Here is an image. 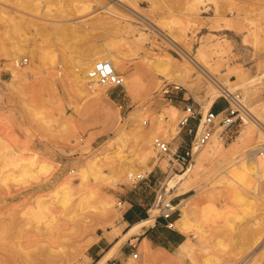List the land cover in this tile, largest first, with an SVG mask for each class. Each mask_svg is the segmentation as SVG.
<instances>
[{
    "label": "rangeland",
    "instance_id": "374dc122",
    "mask_svg": "<svg viewBox=\"0 0 264 264\" xmlns=\"http://www.w3.org/2000/svg\"><path fill=\"white\" fill-rule=\"evenodd\" d=\"M197 1L0 0V264H96L107 252L106 264H232L230 258L245 256L242 263L252 264L264 252L262 235L239 255L246 244L239 235L264 225V169L257 168L264 159V127L253 124L249 110L264 106V0ZM145 15L190 56H201L210 74L243 98L238 100L246 110L231 140L217 134L216 126L219 153H206L210 143L201 148L204 156L185 182L188 191L179 196L165 189L186 168L166 169L171 157L147 155L139 135L148 136L150 145L160 135L172 150L183 148L179 102L157 94L163 82L180 85L179 97L201 113L221 93L167 37L147 28ZM102 52L107 60L124 63L132 77L118 73L123 87L96 88L102 100L92 106L73 70H88ZM23 58L26 65L13 66ZM185 78L188 84L196 81L190 90L180 82ZM227 98L211 108L224 109ZM171 107L177 110L174 118ZM132 165L133 176L152 171L151 182L133 185L126 178ZM79 169L84 177L77 176ZM68 177L80 185L64 205L61 194H52ZM142 191L153 198L144 206L154 215L152 229L127 236L114 248L132 226L124 222L127 203ZM156 194L161 204L171 200L175 220L186 213V234L176 224L167 231L162 222L154 223L161 207ZM182 242L193 250L181 263L174 252Z\"/></svg>",
    "mask_w": 264,
    "mask_h": 264
},
{
    "label": "bare ground",
    "instance_id": "6f19581e",
    "mask_svg": "<svg viewBox=\"0 0 264 264\" xmlns=\"http://www.w3.org/2000/svg\"><path fill=\"white\" fill-rule=\"evenodd\" d=\"M198 1H203V0H198ZM197 1V2H198ZM131 5V4H130ZM109 8V7H108ZM112 10H113V8H112ZM137 10V12L136 11H134V10H132L131 9V11L133 12V13H136V14H139L140 15V13H138V9H136ZM109 11H110V8H109ZM128 12V11H127ZM115 13V12H114ZM133 13H130L131 15L133 14ZM116 14V13H115ZM153 18V17H152ZM145 19H147V24H146V26H148L147 28H149V27H151L152 29L153 28H155V29H157V33L159 34V36H160V34L163 36V38H164V36L165 37H167V42H168V44L172 47V48H174V50H178L181 54H183V55H185V58H186V60H188V63H189V65H191L194 69H196L197 70V72H199L198 74L199 75H202V76H204V77H207V76H209L211 79H210V84L212 85V87L213 88H215L216 90H217V92L218 93H221V94H217V95H213L214 93H215V89L213 90V92L211 93V95H213L211 98H210V100H209V102H208V105H207V107H208V109L207 110H209L210 108H211V105L214 103V101L215 100H217L218 98H220V97H228L227 99H228V103L229 104H231V105H236V104H238V105H241L242 106V108H243V102H242V100H243V98H240L239 97V95H237L234 91L235 90H233V89H227V87H225V86H223L219 81H218V79H216V78H214L211 74H210V72H211V70L208 68V63L206 62V61H204V59L200 56H198V57H192V56H190L187 52H185L184 50L185 49H182V48H180V47H178V43H177V41L174 39V38H171L168 34H166L160 27H158L156 24H154V22H152L151 21V19H148L147 17H146V15H145ZM163 23V22H162ZM168 28V27H167ZM57 31V30H56ZM142 36V35H141ZM165 40H166V38H164ZM183 45V44H182ZM177 47V48H176ZM189 50V49H188ZM104 52H106V54H107V52H110V48L109 47H106L105 48V50H104ZM178 52V53H179ZM183 52V53H182ZM197 52V51H196ZM201 52V51H200ZM180 54V55H181ZM108 55V54H107ZM183 55H181V56H183ZM195 55V54H194ZM202 56H204L203 54H202ZM112 57V56H111ZM109 58V57H108ZM101 59H106L105 58V55L103 54V52H102V54L101 55H98V56H96V57H94L91 61H94V60H101ZM107 60V59H106ZM114 60V59H113ZM112 59H109V60H107V61H111L110 63L112 64V66H113V68H114V70H115V72L118 74H123V75H125V73H126V68H125V64L124 63H122L120 60V62H115V61H113ZM189 69V68H188ZM195 70V71H196ZM17 72V71H16ZM86 73H87V69H86V67L85 66H80L79 68H75L74 70H73V75H74V81L76 82V84H77V86L78 87H81V89L83 90V91H85V93H86V95H85V99H86V103H88V104H91L92 106H94L95 104H97V103H99L100 102V100H102L101 98H99V95L97 96V95H95L94 93H96V92H90L88 89H87V87H86ZM176 73V72H175ZM213 73V72H212ZM217 74V73H216ZM10 75H11V77L13 78L14 77V75L16 76V74H15V71L13 70V69H10ZM195 75V74H194ZM168 75H166V77H167ZM198 75H196V77H197ZM171 77H173V76H171ZM187 77V76H186ZM200 77V76H199ZM193 79V78H192ZM192 79H190V80H192ZM200 79H202V78H200ZM209 79V78H208ZM208 79H206L207 81H208ZM196 80V79H195ZM203 80V79H202ZM178 81V80H177ZM5 82V81H4ZM181 83H183L184 85H186V84H188V79H186L185 78V80L184 81H180ZM195 82L196 81H190V84H188L189 85V87H188V85H186L187 86V88L190 90L191 88H193L192 87V85H195ZM199 82V81H198ZM202 82V81H201ZM8 83H10V81L8 82ZM198 84H200V83H198ZM124 85V84H123ZM247 84H245L243 87H240V88H244L245 86H246ZM210 88V87H209ZM208 88V89H209ZM206 91H208V90H206ZM210 91V90H209ZM93 93V95H91ZM108 96V95H107ZM104 97V96H103ZM108 98V97H107ZM238 98H240V99H242V100H238ZM104 100V99H103ZM90 105V106H91ZM206 107V106H205ZM204 109V108H203ZM206 109V108H205ZM220 110V109H219ZM218 110V111H219ZM249 110H251V112L253 113V118H254V125H257V126H261L262 125V127H264V106H261L258 110H256V109H254V107H249ZM170 111V115L172 116V118H174L175 117V115H176V112H177V110L176 109H174L173 107H171V109L169 110ZM204 111V110H203ZM206 111V110H205ZM245 112H246V110H245ZM202 113H204V112H202ZM248 114V113H247ZM246 114V115H247ZM169 115V114H168ZM249 115V114H248ZM131 120V119H130ZM162 120V119H161ZM170 120V119H169ZM259 124V125H258ZM220 128V127H219ZM220 130V129H219ZM172 132H174V130L172 131ZM216 130H215V132H214V135H213V137L211 138V140L205 145V146H208V144L210 143L211 145L213 144V146H210L208 149H207V151H206V153L207 154H209V155H213V154H215V153H219V150H220V148H219V145H218V143H216L217 142V140L215 141V135H216ZM262 133V132H261ZM217 134H219V133H217ZM262 135H264V134H262ZM145 136L146 135H144V134H142V136L141 135H139V137L141 138V140H142V146H144V145H146L147 147H148V151L146 152L147 153V155L149 154V155H151L152 153H154L155 154V152H154V150L152 151V148H151V145H150V141H149V138H148V136H146L147 138H145ZM244 137V134H241V136H240V138H243ZM211 142H213V143H211ZM205 146H203V147H205ZM202 147V148H203ZM203 151H204V149L202 150L201 148L196 152V154H195V158H194V160H192V161H194V162H192L193 164L189 167V168H186L185 170H184V173L183 174H180V175H176L175 176V179L174 180H170L167 184H169L170 186H168V188H166L165 189V191H170V190H172V189H174L175 187V190L174 191H177V193H176V195H182V194H185V193H187V191H188V188L186 187V183L185 182H187L188 180H189V174H191V172H192V168H194V166L196 165V164H198L199 163V158L201 157V155H203L202 153H203ZM205 152V151H204ZM156 155V154H155ZM204 156V155H203ZM208 156V155H207ZM170 157V156H169ZM204 160V159H203ZM257 160V159H256ZM141 162H143V160L141 161ZM50 165V164H49ZM88 165V167L90 168V167H92V169L93 168H95L94 166H93V161L91 162V161H89V163L87 164ZM136 166H134V165H132L128 170H127V177L126 178H129V177H131L132 175H133V171H134V168H135ZM197 168V167H196ZM257 168L258 169H260V170H262V169H264V159H262V160H259V162H258V164H257ZM96 169V168H95ZM193 171H194V169H193ZM70 173H72V172H70ZM76 174H77V176H79V177H84V175H82V172H81V169H79V170H77V172H76ZM175 174V173H174ZM136 175V174H135ZM72 176V175H71ZM191 176V175H190ZM223 176V175H222ZM221 176V177H222ZM77 178V177H76ZM172 179V178H171ZM229 182V181H228ZM230 183V182H229ZM78 185H80V184H78ZM78 185L75 183V180H74V177H68V178H66L65 179V181L64 182H62L61 184H59L58 185V187H56L55 188V191L53 192V194L52 195H54V197L57 195V194H61V196H63V198L61 199L63 202H61V203H63L64 205H69L70 204V202L69 203H67V204H65L66 202H68V201H71V199L73 198L74 199V196L76 195V191H77V187H78ZM243 186H245V185H243ZM246 187V186H245ZM234 188V187H233ZM235 189V188H234ZM239 190V189H238ZM244 191V190H243ZM81 192V191H80ZM239 192V191H238ZM234 194V193H233ZM237 195V194H236ZM233 197H235L234 195H233ZM240 197V196H239ZM80 201V200H79ZM59 204V203H58ZM108 204V203H107ZM36 205L38 206V207H42L43 206V204H42V201L39 199H37V201H36ZM77 206V205H76ZM104 206H106V205H104ZM103 206V207H104ZM102 206H101V211H102V208H103ZM106 208H107V206H106ZM108 209H110V207H108ZM46 211V210H45ZM152 211V210H151ZM208 213V212H207ZM149 219L147 220H144V221H141V222H138V223H136V224H134V225H132L130 228H129V230L127 231V233H126V235H124L123 237H124V239L123 240H121L120 239V241L118 242H116V244L114 245V248H117L118 249V247L125 241V239H126V237L127 236H131V235H139V234H142L143 233V231H145L146 229H148L151 225H152V222H153V217H154V215L153 214H151L150 215V212H149ZM186 221H187V215H186V213H184L183 215H182V217L181 218H179V219H177V220H175V224L177 225V227L180 229V230H182L183 232H184V228L182 227V225H184L185 223H186ZM207 221H208V219H207ZM201 222V221H200ZM206 222V221H205ZM202 223H203V221H202ZM208 223V222H207ZM256 224V223H255ZM260 223H257L256 224V227L254 228V227H252V229L251 230H247L246 232H242L241 233V235H239V238H241V239H244V241H242V243H244V242H246V244L244 245V251H241V252H239V255H244V253L250 248V245H254L257 241H259V239L262 237V235H264V225H259ZM250 225H251V223H250ZM201 226H202V224H201ZM252 226H253V224H252ZM255 226V225H254ZM246 227V226H245ZM184 229V230H183ZM196 230V229H195ZM194 230V231H195ZM200 230H201V227H200ZM243 230V229H242ZM186 231V230H185ZM201 232V231H200ZM185 233V232H184ZM196 232H194V234H195ZM186 234V233H185ZM197 235V234H196ZM195 235V236H196ZM198 236V235H197ZM196 236V237H197ZM221 236V235H220ZM201 238L202 239V237H203V235L201 234L200 236H198V238ZM186 241V240H185ZM188 241V240H187ZM200 241V240H199ZM189 242V241H188ZM260 242V241H259ZM238 243H239V241H238ZM240 244V243H239ZM238 244V245H239ZM240 246V245H239ZM242 247V246H241ZM241 249V248H240ZM240 249H239V251H240ZM192 250L193 249H191V246H190V244H188L187 242H182L181 244H179L178 246H177V249L175 250V252H174V256L182 263L183 261H185V258H188V257H190L191 255H192ZM111 252V251H110ZM116 252V251H115ZM114 252V253H115ZM109 252H107L102 258H101V260H99L96 264H106L107 263V261L109 260ZM230 254V253H229ZM235 255H237V254H235ZM153 256V255H152ZM154 257V256H153ZM248 257V256H247ZM156 258V257H155ZM245 258H246V256L245 257H243V259L242 260H240V261H237L235 258H230V261H228V263H234V264H241L244 260H245ZM157 259V258H156ZM251 259V258H250ZM161 260V259H160ZM222 261H224V260H222ZM249 262V261H248ZM250 263H252V264H264V252H262L261 254H260V256L257 258V259H255L254 258V260H252ZM222 264V263H221ZM243 264V263H242Z\"/></svg>",
    "mask_w": 264,
    "mask_h": 264
},
{
    "label": "built area",
    "instance_id": "2783aa9c",
    "mask_svg": "<svg viewBox=\"0 0 264 264\" xmlns=\"http://www.w3.org/2000/svg\"><path fill=\"white\" fill-rule=\"evenodd\" d=\"M26 63L27 59L25 58L21 60L17 59L14 60L13 66L21 67L26 65ZM123 84L124 77L117 74L112 64L107 60L95 61L87 70L86 87L90 92H95L96 88H107L108 90H112L123 87ZM182 91L183 89L180 85L167 82H163L157 91V94L164 100L168 102H179L177 130L178 134L182 135L186 140L182 139L183 148L179 151V148L172 150L169 143L160 135L153 136L151 139V146L155 154L159 157H171L168 160V164L165 166L166 169H170L175 164L182 168H187L192 162L194 154L211 140L216 126L221 128L219 134L225 141L231 140L234 135L233 127L239 119V114L245 113L241 105H231L228 102L227 107L224 109L215 111L210 108L205 113H201L195 108L193 102L184 99L183 96L179 97ZM119 108H121V106ZM147 122V120H143L142 124L146 125ZM151 173L152 171L145 175H132L129 177V180L133 185H136L146 180ZM161 201H163L162 196L158 197L156 194L154 202L157 203V206H159V204L161 205L159 216L168 221L166 223L167 229L174 230L175 220H172L171 217L175 214L176 209L172 206L171 200L164 204H161ZM132 257L135 259L137 255L133 254Z\"/></svg>",
    "mask_w": 264,
    "mask_h": 264
},
{
    "label": "crops",
    "instance_id": "0c3cea01",
    "mask_svg": "<svg viewBox=\"0 0 264 264\" xmlns=\"http://www.w3.org/2000/svg\"><path fill=\"white\" fill-rule=\"evenodd\" d=\"M127 77H132V73L131 74H125ZM108 97V99H109V96H107ZM224 99V98H223ZM225 100V99H224ZM226 101V100H225ZM215 103V102H214ZM213 105V104H212ZM211 105V106H212ZM215 111H218L219 109H214ZM152 174V173H151ZM150 174V175H151ZM149 175V176H150ZM149 176L147 177V179L145 180V181H143V182H146V181H148V182H151L150 180H149ZM152 179H154L153 178V176L151 177ZM155 181L156 182H158L157 181V179H155ZM145 184V183H144ZM176 188V187H175ZM175 188L174 189H172V190H175ZM145 191V190H144ZM144 191H142V192H139V193H137V199H136V202H129V203H127L128 204V207H127V209L125 210V219H124V222L127 224V225H129V224H132V225H134V224H136V223H138V222H141V221H144V220H148L150 217H149V212L151 211V210H148V211H145L144 210V206H146L147 204H150L151 203V201H152V196H150V197H148L145 193H144ZM176 196H179V195H176ZM148 216V218H146ZM174 216H175V214H173L172 215V217H171V219L172 220H175L174 219ZM157 221H160V222H162L163 223V227L167 230V231H173V230H169V229H167L166 228V223L168 222V221H166V220H164V219H162L159 215L156 217V219L154 220V223L155 222H157ZM151 229H152V226L151 227H149L148 229H146L145 231H143V234L142 235H146L147 233H149L150 231H151ZM179 244H181V243H179ZM178 244V245H179Z\"/></svg>",
    "mask_w": 264,
    "mask_h": 264
}]
</instances>
